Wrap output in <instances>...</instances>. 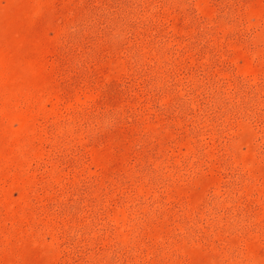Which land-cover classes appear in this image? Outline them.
<instances>
[{"label":"rangeland","instance_id":"rangeland-1","mask_svg":"<svg viewBox=\"0 0 264 264\" xmlns=\"http://www.w3.org/2000/svg\"><path fill=\"white\" fill-rule=\"evenodd\" d=\"M0 264H264V0H0Z\"/></svg>","mask_w":264,"mask_h":264}]
</instances>
